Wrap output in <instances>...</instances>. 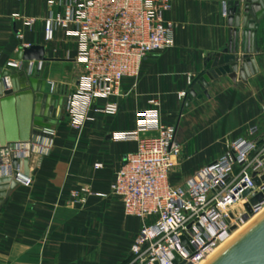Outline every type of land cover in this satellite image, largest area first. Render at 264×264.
I'll list each match as a JSON object with an SVG mask.
<instances>
[{
  "label": "crops",
  "instance_id": "crops-1",
  "mask_svg": "<svg viewBox=\"0 0 264 264\" xmlns=\"http://www.w3.org/2000/svg\"><path fill=\"white\" fill-rule=\"evenodd\" d=\"M223 3L227 7L232 1L173 0L165 14L173 24V46L148 55L139 76L123 81L121 96L110 99L118 105L115 116L91 114L77 132L64 110L83 72L75 62L76 39L57 28L51 41L44 40L47 0H0V71L20 60L25 45L42 46L47 59L39 72L43 76L32 78L31 87L0 98V149L51 142L28 183L7 187L1 197L0 264H126L141 222L123 213L109 189L135 144L113 142L110 136L134 130L151 98L160 102V121L176 129L179 154L168 177L172 186L182 185L251 127L264 137V16L255 33L257 73L246 81L222 75L209 82L206 95L181 110L179 94L187 92L191 77L203 70L208 56L227 47L231 28ZM14 15L36 22L28 27ZM75 190L87 191L83 203H71Z\"/></svg>",
  "mask_w": 264,
  "mask_h": 264
},
{
  "label": "built area",
  "instance_id": "built-area-1",
  "mask_svg": "<svg viewBox=\"0 0 264 264\" xmlns=\"http://www.w3.org/2000/svg\"><path fill=\"white\" fill-rule=\"evenodd\" d=\"M47 6L44 40L51 41L57 28L74 37L75 62L83 68L64 106L69 125L77 132L91 114L115 116L118 105L110 99L121 96L123 81L139 76L148 55L173 46V24L165 19L173 0H47ZM226 8L223 3L225 16ZM14 18L28 27L36 22L21 15ZM7 64L24 65L21 60ZM41 68L42 62L31 61L25 71L35 78ZM7 88L8 82L0 86V92ZM54 89L51 83L49 92ZM184 95L180 93L179 98ZM98 100L105 103L98 106ZM148 105L134 130L110 136L113 142L135 144L109 189L121 202L123 213L141 222L126 264H200L245 223L244 215L250 220L264 211V137L251 127L182 185L172 186L168 177L179 154L176 129L160 121L158 99L151 98ZM50 146L48 139L41 144L32 140L6 145L0 149L2 174L12 175L6 168L12 167L13 160L29 157L31 152L46 155ZM28 181L25 178L22 183ZM86 192L72 191L71 203H83ZM258 195L261 199L251 204Z\"/></svg>",
  "mask_w": 264,
  "mask_h": 264
},
{
  "label": "water",
  "instance_id": "water-1",
  "mask_svg": "<svg viewBox=\"0 0 264 264\" xmlns=\"http://www.w3.org/2000/svg\"><path fill=\"white\" fill-rule=\"evenodd\" d=\"M231 1L226 8L227 24L231 28L227 47L219 54L208 56L204 61L203 70L191 77L188 90L182 99L181 110L187 108L192 99L206 95L209 82L222 75H228L231 80L238 77L246 81L257 73L254 57L258 55L259 49L255 43V33L259 20L264 16V0H244L242 4L239 0ZM20 60L24 63L22 68L6 64L1 69V87H6L8 82L9 88L0 92V98L9 97L31 87L32 78L28 77L25 71L28 62H44L47 59L44 57L42 46L31 45L23 48ZM39 76L42 77L43 73ZM40 158L39 153L31 152L29 157L13 160L12 170L10 167L6 168L9 172L12 171V175L0 176V200L7 187L11 188L31 176ZM254 182L258 184L257 179H254ZM247 192L245 191L244 195ZM260 199L261 195H258L252 198L250 203L255 204ZM245 207L250 212L249 205ZM242 220L246 222L248 216L244 215ZM200 264H264V213L219 252L213 253L209 261Z\"/></svg>",
  "mask_w": 264,
  "mask_h": 264
},
{
  "label": "bare ground",
  "instance_id": "bare-ground-1",
  "mask_svg": "<svg viewBox=\"0 0 264 264\" xmlns=\"http://www.w3.org/2000/svg\"><path fill=\"white\" fill-rule=\"evenodd\" d=\"M262 213H264V211ZM262 213L256 215L255 217H253L250 220H248L247 222H245L239 229H237L236 231H234L232 233V235L229 237V239L224 244H222L221 246H219L213 253L219 252L224 246H226L237 235H239L244 229H246L251 223H253L258 217H260L262 215ZM211 255L208 258H206L203 262L209 261L211 259Z\"/></svg>",
  "mask_w": 264,
  "mask_h": 264
},
{
  "label": "rangeland",
  "instance_id": "rangeland-1",
  "mask_svg": "<svg viewBox=\"0 0 264 264\" xmlns=\"http://www.w3.org/2000/svg\"><path fill=\"white\" fill-rule=\"evenodd\" d=\"M56 72H58V71H56ZM263 214V213H262Z\"/></svg>",
  "mask_w": 264,
  "mask_h": 264
}]
</instances>
